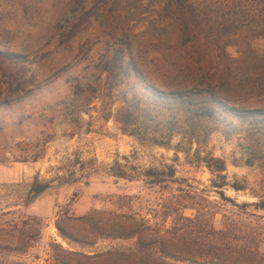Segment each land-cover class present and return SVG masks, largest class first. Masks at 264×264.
<instances>
[{
  "label": "rangeland",
  "instance_id": "obj_1",
  "mask_svg": "<svg viewBox=\"0 0 264 264\" xmlns=\"http://www.w3.org/2000/svg\"><path fill=\"white\" fill-rule=\"evenodd\" d=\"M76 5L75 0H0V50L25 54L35 62L40 81L48 82L0 106V245L11 247L5 261L56 264L52 242L89 253H130L142 241L166 235L174 223L178 246L191 243L195 255L169 259L172 263L224 264L229 250L213 243L215 230L245 232L264 252V211L241 206L264 197V169L247 163L236 138L214 133L197 144L176 137L170 147L141 142L122 133L113 117L105 118L118 102L104 105L102 93L91 105L76 99L69 81L74 73L91 70L84 78L105 86V76L94 74L91 61L111 23L95 20L66 41L62 33L72 24ZM142 19L132 21L141 40L147 26ZM246 45L240 39L227 52L239 57ZM250 45L264 56L263 36ZM205 156L223 158L226 169L213 172ZM149 172L164 181L144 177ZM35 181L48 182L49 188L27 204ZM134 219L146 223L139 234L107 236L119 229V235L128 233ZM57 223L86 241L67 242ZM27 244L26 251L17 249Z\"/></svg>",
  "mask_w": 264,
  "mask_h": 264
},
{
  "label": "trees",
  "instance_id": "obj_2",
  "mask_svg": "<svg viewBox=\"0 0 264 264\" xmlns=\"http://www.w3.org/2000/svg\"><path fill=\"white\" fill-rule=\"evenodd\" d=\"M76 1L72 24L62 33L66 41L95 20L111 22L103 28L102 49L91 61L94 74L105 76V86L84 78L91 70L83 76L74 73L69 81L77 100L91 105L102 93V100H108L104 105L118 102L115 113L110 109L105 118L113 117L122 133L141 142L170 147L176 137L180 142L197 144L208 142L214 133L236 138L247 163H258L264 169V56L250 45L251 39L264 37V0ZM141 17L147 24L141 34L143 40L132 25ZM240 39L247 43L245 50L239 57L230 56L227 47ZM35 67V62L21 52L0 50V106L11 105L48 83L40 81ZM204 158L213 172L226 169L223 158ZM145 176L164 181L151 172ZM48 188V182L35 181L25 202L33 203ZM241 206L264 211V197ZM145 224L134 219L130 228L120 227L130 230L128 233L119 235V229L107 236L131 238ZM57 228L67 242L86 241L60 223ZM212 234L215 245L224 246L223 252L229 250L221 261L224 264H264V252L256 237L227 230ZM177 235L174 223L166 235L142 241L140 248L130 253H89L57 242L51 243V250L56 264H176L169 259L188 260L195 255L191 243L187 242L184 249L178 246ZM30 246L17 249L26 251ZM10 249L0 245V264H9L3 254Z\"/></svg>",
  "mask_w": 264,
  "mask_h": 264
}]
</instances>
